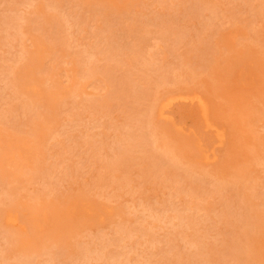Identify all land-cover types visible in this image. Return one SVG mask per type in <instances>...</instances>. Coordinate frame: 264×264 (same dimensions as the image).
Wrapping results in <instances>:
<instances>
[{
  "label": "rangeland",
  "instance_id": "374dc122",
  "mask_svg": "<svg viewBox=\"0 0 264 264\" xmlns=\"http://www.w3.org/2000/svg\"><path fill=\"white\" fill-rule=\"evenodd\" d=\"M0 264H264V0H0Z\"/></svg>",
  "mask_w": 264,
  "mask_h": 264
},
{
  "label": "bare ground",
  "instance_id": "6f19581e",
  "mask_svg": "<svg viewBox=\"0 0 264 264\" xmlns=\"http://www.w3.org/2000/svg\"><path fill=\"white\" fill-rule=\"evenodd\" d=\"M16 77L18 78V76H17V74H16ZM170 95V94H169ZM199 94H195V95H193L192 97H190V96H184V95H177V96H171V97H169L168 99H166L165 100V102H163L162 101V104L160 103V106H158V110H160L158 113H161L160 115H163L164 113H165V108L166 107H168L169 105H171L176 99H178V98H180V99H182V98H186L187 99V97H190V99L191 100H195V99H197L198 101H197V103H199L200 104V106H201V108H202V111H203V114H204V116L206 117H204L207 121V124H206V126L208 127V126H210V127H212V125H214V124H212V123H210L209 121L210 120H208V106H207V104H208V102H207V104H206V102L204 101V100H206V99H202L200 96H198ZM164 98V97H163ZM196 101V100H195ZM192 102V101H191ZM178 103V102H177ZM211 106V105H210ZM160 107V108H159ZM210 108V107H209ZM211 110V109H210ZM210 112V111H209ZM166 114V113H165ZM210 119V118H209ZM210 132V131H209ZM220 132V131H219ZM221 133V132H220ZM219 133V135L221 136V134ZM211 136V135H210ZM218 136V135H217ZM221 138V137H220ZM219 138V139H220ZM225 138V137H224ZM203 141V140H202ZM214 142V141H213ZM223 142V141H222ZM217 146V145H216ZM217 148V147H216ZM7 212V211H6ZM9 212L10 211H8V214H9ZM11 213V212H10ZM14 214V216H15V214H16V216H18V213H13ZM6 215H7V213H6ZM10 216V215H9ZM10 217H13V216H10ZM10 217H6L5 218V220L7 219V218H10ZM184 218V217H183ZM10 220H13V218H10L9 219V221ZM15 217H14V223H16L17 224V222H19L18 220H17V222H15ZM6 222H8V219L6 220ZM9 223V222H8ZM13 223V221L11 222V224ZM14 225V224H13ZM183 225V224H182ZM180 240V239H179ZM200 249V248H199ZM204 249V248H203ZM203 250H201L200 252H202ZM180 253V252H179ZM199 254V253H198ZM204 254H205V251H204ZM88 255H90V254H88ZM179 255V254H178ZM197 256V255H196ZM102 260V259H101ZM173 260V259H172ZM179 260V259H178ZM175 262H177V259L175 260ZM174 262V263H175ZM172 263H173V261H172ZM177 263H179V262H177Z\"/></svg>",
  "mask_w": 264,
  "mask_h": 264
}]
</instances>
